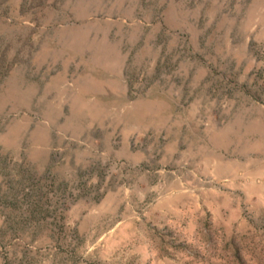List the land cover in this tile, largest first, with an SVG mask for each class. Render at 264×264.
<instances>
[{"label":"rangeland","instance_id":"obj_1","mask_svg":"<svg viewBox=\"0 0 264 264\" xmlns=\"http://www.w3.org/2000/svg\"><path fill=\"white\" fill-rule=\"evenodd\" d=\"M0 264H264V0H0Z\"/></svg>","mask_w":264,"mask_h":264}]
</instances>
